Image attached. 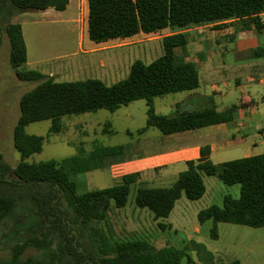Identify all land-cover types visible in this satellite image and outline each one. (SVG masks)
<instances>
[{"label": "trees", "instance_id": "trees-1", "mask_svg": "<svg viewBox=\"0 0 264 264\" xmlns=\"http://www.w3.org/2000/svg\"><path fill=\"white\" fill-rule=\"evenodd\" d=\"M11 2L21 9L64 10L69 0ZM86 3L87 37L95 43L165 28L172 32L162 36V53L158 57L148 63L135 59L124 78L107 84L98 78L56 81L25 68L27 56L21 26L6 23L11 67L19 79L37 84L19 98V115L12 131L19 161L11 166L0 155V224L4 225L6 236L8 229L16 228L28 215L35 214L39 229L14 242L10 257L0 259V264H178L184 256L191 264L192 259L184 249L173 246L157 249L140 238L113 240L102 228L94 226L107 220L111 206H125L129 186L138 182L139 174L127 173L118 184L81 193L70 174L105 166L123 152L122 145L94 148L88 153L80 150L79 155L59 161L29 162L28 157L41 151L44 137L26 132V126L49 119L48 132H58L63 115L98 109L114 111L138 99L147 104L146 124L137 130L138 134L148 127L169 134L229 120L231 107L224 112L207 108L174 115L156 114L153 99L199 85L197 67L186 58V35L181 29L234 19L240 27H253L260 33L264 0H86ZM200 153L197 160L186 162V169L177 174L170 186H138L134 204L147 208L154 220L166 218L182 195L190 200L202 197L203 175L215 176L225 185H238V195L225 194L220 205L211 204L197 212L200 225L211 222L210 238L218 237V223L264 227V152L220 163L208 159L207 148ZM158 226L170 228L162 223ZM189 244L202 264H213L212 253L201 243L189 241ZM28 247L35 248L39 255L23 257Z\"/></svg>", "mask_w": 264, "mask_h": 264}, {"label": "rangeland", "instance_id": "rangeland-1", "mask_svg": "<svg viewBox=\"0 0 264 264\" xmlns=\"http://www.w3.org/2000/svg\"><path fill=\"white\" fill-rule=\"evenodd\" d=\"M8 22H15L21 26L27 56L25 68L51 76L56 81L98 78L107 84L124 78L135 59L148 63L158 57L162 51L161 38L170 31L167 29L155 34H140L95 44L85 37L84 29H79L77 34L71 25L53 20L41 10L21 9L14 6L11 0H0V155L11 166H15L19 161V154L12 140L13 126L19 115V98L37 82L19 79L10 65V45L5 33V25ZM78 39L82 43L80 49ZM171 99L172 95L155 97L153 106L156 112L162 111L164 100ZM146 108L145 100L138 99L114 111L98 109L81 114L63 115L59 121L61 129L58 132H48L51 125L49 119L32 122L26 126V132L42 135L44 140L41 151L33 153L27 161H59L79 155L81 151L88 153L94 148L122 145L123 152L112 158L105 166L70 174L80 193L118 184L121 180L120 176H117L118 168L114 165L123 159L142 154L146 142L161 134L155 127H148L143 134L137 133V130L146 124ZM242 155V152L234 151L227 157L234 159ZM203 177L207 191L201 198L190 200L182 195L175 202L169 216L157 220L153 219L147 208H139L134 204L135 189L140 185L168 187L173 180L166 177L144 184L143 182L131 184L125 206L122 208L111 206L107 220L94 223V226L102 228L104 234L113 240L140 238L149 241L157 249L165 246L184 249L192 259L191 264L202 262L196 250L190 247L189 241L199 242L209 252L214 253L213 264H231L235 259L246 257L253 259V264H264V227L219 223L217 228L219 238L212 239L208 235L211 222L207 221L202 225L198 223L199 210L211 204L220 205L221 197L225 194L234 195L238 187L225 185L215 176ZM212 181L217 185L212 195H209L208 189ZM158 223L170 225V228L161 229ZM196 226L199 231L195 232ZM3 229L4 225L0 224V259H8L14 242L32 233L33 230L38 231L39 219L35 214L28 215L19 226L8 229L6 236ZM215 249L220 251L216 253ZM38 255L39 252L35 248L28 247L22 256ZM216 258L218 262H215ZM178 264H189L187 257L184 256Z\"/></svg>", "mask_w": 264, "mask_h": 264}, {"label": "crops", "instance_id": "crops-1", "mask_svg": "<svg viewBox=\"0 0 264 264\" xmlns=\"http://www.w3.org/2000/svg\"><path fill=\"white\" fill-rule=\"evenodd\" d=\"M41 11L53 20L71 25L77 34L79 29H84L87 36L86 0H69L64 10L49 7ZM260 18L263 19L264 14ZM180 31L186 35V58L197 67L199 85L194 89L167 94L172 95V99L164 100L162 111L156 112L154 108L155 113L174 115L207 108L224 112L231 107V118L224 122L155 135L146 142L142 154L114 165L118 168L117 176L120 178L124 174L136 172L139 174L138 182L143 184L166 177L174 181L177 174L186 169L187 161L200 158L202 148H207V157L212 163L232 160L227 156L234 151L242 152V157L264 152V136L260 134L264 117V31L261 29L257 33L253 27L242 28L234 19L193 25ZM140 34L145 33L137 35ZM81 45L78 39V49ZM176 52L182 54L180 49H176ZM203 182L206 192L204 177ZM210 184L208 193L212 195L217 183L212 181ZM233 194L234 197L238 195V187ZM196 231H199L197 226ZM219 251L215 249L216 253ZM212 255L215 259L214 253ZM217 258L215 262H218ZM252 260L246 257L233 262L253 264Z\"/></svg>", "mask_w": 264, "mask_h": 264}, {"label": "built area", "instance_id": "built-area-1", "mask_svg": "<svg viewBox=\"0 0 264 264\" xmlns=\"http://www.w3.org/2000/svg\"><path fill=\"white\" fill-rule=\"evenodd\" d=\"M261 14L263 15L264 12L261 13ZM261 14H260V15H261ZM261 24H262V30L264 31V18L261 19ZM260 134H261L262 136H264V117H263V123H262V126H261V128H260Z\"/></svg>", "mask_w": 264, "mask_h": 264}]
</instances>
